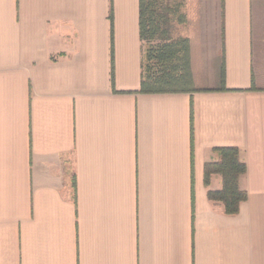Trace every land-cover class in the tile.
Segmentation results:
<instances>
[{
  "label": "crops",
  "instance_id": "0c3cea01",
  "mask_svg": "<svg viewBox=\"0 0 264 264\" xmlns=\"http://www.w3.org/2000/svg\"><path fill=\"white\" fill-rule=\"evenodd\" d=\"M211 8L227 90L141 94L140 0H0V264H264V0Z\"/></svg>",
  "mask_w": 264,
  "mask_h": 264
},
{
  "label": "trees",
  "instance_id": "16d2710c",
  "mask_svg": "<svg viewBox=\"0 0 264 264\" xmlns=\"http://www.w3.org/2000/svg\"><path fill=\"white\" fill-rule=\"evenodd\" d=\"M194 17L184 12L178 0H140V37L144 44L141 94L207 93L226 91L224 51L207 55L211 29L210 0H199ZM223 15L224 0H221ZM212 17V18H211ZM223 18V16H222ZM113 23L112 14L110 17ZM177 25L192 27L190 38H175ZM224 27L222 25V39ZM218 160L205 166V184L214 175L223 179L220 191H209V200L222 203L227 215H237L248 199L240 187L247 165L237 148L215 151Z\"/></svg>",
  "mask_w": 264,
  "mask_h": 264
},
{
  "label": "rangeland",
  "instance_id": "374dc122",
  "mask_svg": "<svg viewBox=\"0 0 264 264\" xmlns=\"http://www.w3.org/2000/svg\"><path fill=\"white\" fill-rule=\"evenodd\" d=\"M180 2H182V4L184 5V12L190 15L191 10H189V7L191 5L192 2H194L195 0H178ZM187 34H189V27L185 26V25H177L174 29V37L175 38H184L187 36Z\"/></svg>",
  "mask_w": 264,
  "mask_h": 264
}]
</instances>
